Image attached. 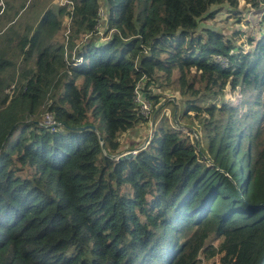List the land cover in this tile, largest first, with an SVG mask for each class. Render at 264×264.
Instances as JSON below:
<instances>
[{
    "label": "trees",
    "instance_id": "16d2710c",
    "mask_svg": "<svg viewBox=\"0 0 264 264\" xmlns=\"http://www.w3.org/2000/svg\"><path fill=\"white\" fill-rule=\"evenodd\" d=\"M71 1L67 44L63 8L31 34L8 16L0 36V264H264V29L245 52L241 33L203 25L223 7L240 21L241 2L264 25V0ZM144 76L148 100L178 86L199 152L162 117L144 149L110 158L146 124ZM226 88L260 91L240 113Z\"/></svg>",
    "mask_w": 264,
    "mask_h": 264
},
{
    "label": "rangeland",
    "instance_id": "374dc122",
    "mask_svg": "<svg viewBox=\"0 0 264 264\" xmlns=\"http://www.w3.org/2000/svg\"><path fill=\"white\" fill-rule=\"evenodd\" d=\"M44 0H25V3H21V0H19L18 3L14 4V1L8 2L10 5L9 7V18L15 21V24L10 26L9 28H14L16 31L23 30L25 27L29 28H35L38 26V22L43 18L45 12V4L43 3ZM59 0H57L56 4H53L50 6V9L55 11V14L58 13ZM20 4H23V8H25L21 14L16 17L15 10L20 9ZM12 5V7H11ZM244 3L241 2L239 9L242 11V16L240 17V21H238V18L232 19L230 15L227 13V7H223L221 12L215 16V19L213 21H207L204 22L203 25H207L209 27L216 29H222L226 34L232 33V32H239L242 34V37L240 41L238 42V45L242 46L243 50L246 52L249 50V47L246 45V38H256L259 37V33L263 31L264 25H262L260 21L261 16H253L252 13L246 12V9H243ZM4 7L6 8V4H4ZM15 7V8H14ZM0 9H3L2 7ZM216 9V8H215ZM211 10H214L212 8ZM17 19V20H16ZM37 22V23H36ZM15 31V32H16ZM65 31V28L62 27L59 30V33L56 35V38L62 39V34ZM13 32V33H15ZM7 32V34H9ZM12 34V33H11ZM29 35V32H28ZM102 37V36H101ZM84 39V37L82 38ZM56 41V40H55ZM79 39L75 41V44H77ZM67 41L65 40V43ZM67 53V50L65 51ZM9 58V55H7ZM7 58V59H8ZM218 59V58H217ZM16 62V60H13ZM20 59L17 61L16 65L18 66L20 64ZM28 66H30L29 63H27ZM161 87H158V86ZM157 88H153L150 92L151 95L159 96L157 99L150 100V105L154 109L153 119L157 118L158 120H161L162 117H166V121L169 125H176V123L185 124L181 125L184 128L188 129H182L185 133H189L190 129L187 126H197L196 120H193L192 113L188 114L187 118H182V113L184 110V102L182 99V95H180L178 86L176 84H169L165 83L163 81H159L158 84L155 86ZM240 89H235L234 91L230 90L229 88H226L225 90V100L228 101L229 104L232 106H236L240 109V113L247 112L250 109L251 104L253 103L256 94L260 91L259 88L242 93L239 92ZM6 93L12 97V87L9 88ZM262 95L264 97V91H262ZM160 104H165L164 110L156 115L155 111L158 108ZM164 114V115H162ZM162 115V116H161ZM157 116V117H156ZM152 119V120H153ZM152 122V121H151ZM140 129L137 130V132L131 136L128 134L122 136L121 138V146L124 149L123 152H126L128 150H132V148L139 147L140 144L145 142L146 139H151L152 133L150 134V121L147 124H144L143 126L139 127ZM155 128V127H154ZM155 130V129H154ZM193 130V129H191ZM195 133V132H194ZM193 141V146L196 150V152H199L200 150V136L199 134L195 133V136L193 135L190 137ZM149 143V142H148ZM122 154V153H121ZM209 244H212L213 246L217 247L221 240L217 239L215 240L212 236L208 240ZM219 256H215L210 259H206L204 256H202V261L199 264H220Z\"/></svg>",
    "mask_w": 264,
    "mask_h": 264
},
{
    "label": "built area",
    "instance_id": "2783aa9c",
    "mask_svg": "<svg viewBox=\"0 0 264 264\" xmlns=\"http://www.w3.org/2000/svg\"><path fill=\"white\" fill-rule=\"evenodd\" d=\"M58 5L60 6L59 8L64 9V24H65V40L68 42V33H69V27L70 23L72 20V15H73V10H74V4L71 0H59ZM104 16L103 12L100 10L99 15H98V20H97V25L95 26V32L101 37H103V34L105 32L104 29ZM83 40H86V37H84ZM67 44V43H66ZM75 52V50H74ZM145 82H146V77H142L141 80L135 85L134 88V102L138 107L139 114L142 116V118L146 121V124L150 121V133L152 132L151 128V121L153 119V114H154V109L150 105V100L146 99L145 97ZM234 91V90H232ZM240 92V90H239ZM243 93V92H242ZM226 101V100H225ZM228 102V101H227ZM41 125L45 128L55 130L58 124L55 122L53 116L49 113H46L41 121ZM177 129H185L181 125H175ZM184 131V130H183ZM194 131V130H193ZM196 133V132H195ZM195 133L192 131H189V136L192 137L193 135L195 136ZM149 142V141H148ZM147 143L143 142L140 144V148L143 146L142 149H144L147 146ZM136 149V148H135ZM141 149V150H142ZM138 151L133 150L131 153L132 155H135ZM125 154V152H122Z\"/></svg>",
    "mask_w": 264,
    "mask_h": 264
},
{
    "label": "crops",
    "instance_id": "0c3cea01",
    "mask_svg": "<svg viewBox=\"0 0 264 264\" xmlns=\"http://www.w3.org/2000/svg\"><path fill=\"white\" fill-rule=\"evenodd\" d=\"M12 2L14 1V4L18 3L19 0H0V8L2 7L3 9H1L0 11V36L2 34H4L6 32V30L8 29V27L10 26V20L8 18V9H9V3L8 2ZM57 0H44L43 3L45 4V9H44V12L50 10L54 13L55 15V11L50 9V6L53 5V4H56ZM21 3H25V0H21ZM4 4H6V8L4 7ZM12 7V5H11ZM5 12H4V11ZM2 11L5 13V15L3 16L4 13H2ZM37 23V22H36ZM31 33H33V29L34 28H31Z\"/></svg>",
    "mask_w": 264,
    "mask_h": 264
},
{
    "label": "water",
    "instance_id": "95a60500",
    "mask_svg": "<svg viewBox=\"0 0 264 264\" xmlns=\"http://www.w3.org/2000/svg\"><path fill=\"white\" fill-rule=\"evenodd\" d=\"M176 125H179L178 123H176ZM154 127H155V118L152 120V123H151V128H152V134L154 133ZM93 130H95V128L94 127H91ZM185 129H188V128H185ZM190 131H192V132H195V131H193V130H191L190 129ZM150 133V134H151ZM100 139V142L102 143V139L101 138H99ZM149 141V139H146L145 140V143H147ZM143 148V146L142 147H140V148H136V149H132V150H128V151H126L125 152V154H120V155H118V156H115V157H110L111 159H113V160H117V161H121V160H125V159H129V158H131V156H132V151L133 150H136V151H139V150H141Z\"/></svg>",
    "mask_w": 264,
    "mask_h": 264
}]
</instances>
